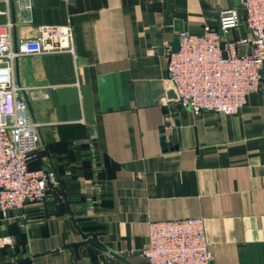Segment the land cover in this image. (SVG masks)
I'll list each match as a JSON object with an SVG mask.
<instances>
[{
	"label": "crops",
	"instance_id": "crops-1",
	"mask_svg": "<svg viewBox=\"0 0 264 264\" xmlns=\"http://www.w3.org/2000/svg\"><path fill=\"white\" fill-rule=\"evenodd\" d=\"M24 1L0 0L12 38L67 25L73 56L14 63L41 141L27 168L52 170L56 184L0 216V264H145L146 224L185 218L203 219L210 264H264V72L234 115H192L164 58L173 21L199 34L235 9L242 23L239 0H30L28 11ZM148 10L162 27L155 46ZM241 34L240 24L225 38Z\"/></svg>",
	"mask_w": 264,
	"mask_h": 264
},
{
	"label": "built area",
	"instance_id": "built-area-1",
	"mask_svg": "<svg viewBox=\"0 0 264 264\" xmlns=\"http://www.w3.org/2000/svg\"><path fill=\"white\" fill-rule=\"evenodd\" d=\"M1 1L7 4L10 0ZM239 7L242 23L235 9L221 11L215 28L203 27L199 34L177 32L176 51L167 49L164 54L167 82L178 105L192 115H234L260 86L264 72V0H239ZM30 8V0H25L22 9ZM22 22L25 21L17 16L16 23ZM240 24L249 38L226 39ZM13 25L8 19L0 24L1 217L10 210L42 201L48 187L56 184L52 170L27 168L41 141L24 90L14 80V63L22 56H73V39L67 25H40L32 38L15 39L11 34ZM239 45H247L248 51L238 53ZM0 243L6 244L8 239L1 238ZM141 255L145 264H210L212 255L203 219L148 222Z\"/></svg>",
	"mask_w": 264,
	"mask_h": 264
},
{
	"label": "water",
	"instance_id": "water-1",
	"mask_svg": "<svg viewBox=\"0 0 264 264\" xmlns=\"http://www.w3.org/2000/svg\"><path fill=\"white\" fill-rule=\"evenodd\" d=\"M233 4L237 5V0H233ZM148 20H149L150 25L152 26L151 27L152 45L155 46L156 45V39H159L162 36V27L156 28L154 26L155 22H154L153 14L149 10H148ZM180 30H181L180 23L178 21H173V32H174V35L172 36L170 41L165 43L164 47L170 49L171 51H176V49H177V38H176L175 34L177 32H180ZM241 38H243L242 34H241ZM158 52L159 53L162 52V48L161 47L158 48ZM162 140H163V138L161 137V141ZM87 242L90 245L96 247L97 249H100V250L104 251V248L101 245H99L95 240L89 239Z\"/></svg>",
	"mask_w": 264,
	"mask_h": 264
},
{
	"label": "trees",
	"instance_id": "trees-1",
	"mask_svg": "<svg viewBox=\"0 0 264 264\" xmlns=\"http://www.w3.org/2000/svg\"><path fill=\"white\" fill-rule=\"evenodd\" d=\"M50 187H51V186L48 187V190H49ZM48 190H47V192H48ZM47 192H46V194H47Z\"/></svg>",
	"mask_w": 264,
	"mask_h": 264
}]
</instances>
